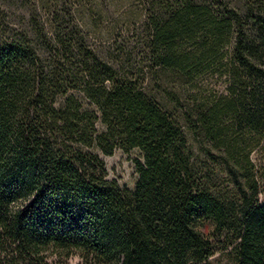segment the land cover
Returning a JSON list of instances; mask_svg holds the SVG:
<instances>
[{"label": "trees", "instance_id": "16d2710c", "mask_svg": "<svg viewBox=\"0 0 264 264\" xmlns=\"http://www.w3.org/2000/svg\"><path fill=\"white\" fill-rule=\"evenodd\" d=\"M151 7L99 47L64 3L0 5V264H264V0Z\"/></svg>", "mask_w": 264, "mask_h": 264}, {"label": "rangeland", "instance_id": "374dc122", "mask_svg": "<svg viewBox=\"0 0 264 264\" xmlns=\"http://www.w3.org/2000/svg\"><path fill=\"white\" fill-rule=\"evenodd\" d=\"M161 1L163 0H0V5L2 3H64L65 6L72 7L91 41L99 47H108L113 45L115 40L122 41L124 38L134 40L136 37L133 33L152 12V3ZM216 83L213 81L211 85H217L221 91L227 88L224 79ZM97 126L99 131L105 128L101 122H98ZM96 152L104 159L110 179L117 180L122 186L135 187L138 178L135 169V159L138 157L136 152L126 153L116 150L112 155H105L97 149ZM253 160L258 169L264 173V146L254 152ZM262 201L264 202V194Z\"/></svg>", "mask_w": 264, "mask_h": 264}]
</instances>
